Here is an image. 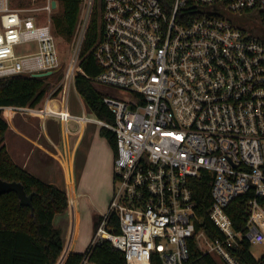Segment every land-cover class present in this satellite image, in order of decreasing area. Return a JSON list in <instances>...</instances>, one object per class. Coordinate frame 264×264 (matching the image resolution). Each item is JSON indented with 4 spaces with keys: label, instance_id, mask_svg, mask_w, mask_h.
<instances>
[{
    "label": "built area",
    "instance_id": "1",
    "mask_svg": "<svg viewBox=\"0 0 264 264\" xmlns=\"http://www.w3.org/2000/svg\"><path fill=\"white\" fill-rule=\"evenodd\" d=\"M93 2H81L59 81L37 105L0 106L2 116L53 120L68 135L79 122L114 133L113 192L90 244L109 240L125 264H190L191 246L245 264L231 248L264 244V0H101L100 71L88 78L124 93L101 94L111 123L70 104ZM51 3L0 0V79L61 66ZM25 42L36 49L16 54ZM200 177L210 181L206 214L218 236L200 226L191 185ZM238 199L246 216L235 228Z\"/></svg>",
    "mask_w": 264,
    "mask_h": 264
},
{
    "label": "trees",
    "instance_id": "2",
    "mask_svg": "<svg viewBox=\"0 0 264 264\" xmlns=\"http://www.w3.org/2000/svg\"><path fill=\"white\" fill-rule=\"evenodd\" d=\"M56 1L58 8L51 16L52 31L62 60L60 49H67V52L69 50L81 13L82 0ZM102 30L101 5L98 6L94 0L79 54L78 63L84 74L79 72L76 74L75 88L90 113L111 123L113 122L111 112L103 103L101 93L88 78L96 76L100 71L93 51L101 39ZM54 73L43 77L13 75L1 78L0 106L37 105L51 87L48 79L53 78ZM62 75L63 71H58L55 80L58 81ZM7 130L8 123L0 109V179L20 182L27 194L32 193L33 213L29 206L20 204L15 192L0 194V264H62L66 251L61 253L63 237L61 229L54 225L53 220L56 214L63 213L68 206L66 192L15 163L4 142ZM99 133L115 151L114 133L105 127H100ZM191 182L196 210L203 216V224L200 226L207 228L209 235L218 236L219 233L213 229L206 214L211 204L210 181L206 177H200ZM230 208L232 210L229 209V214L233 224L235 228H240L246 216L245 201L238 199ZM97 219L98 215L94 221L93 235L98 224ZM111 223L117 225V219L113 217ZM250 247L249 242L242 241L238 248H231V252L239 261L254 264ZM89 248L91 250L88 260L93 264H125L123 252L107 239H100L95 244L89 243L83 252H71L65 264H80ZM189 260L190 264H223L218 258L200 252L195 246H191Z\"/></svg>",
    "mask_w": 264,
    "mask_h": 264
},
{
    "label": "crops",
    "instance_id": "3",
    "mask_svg": "<svg viewBox=\"0 0 264 264\" xmlns=\"http://www.w3.org/2000/svg\"><path fill=\"white\" fill-rule=\"evenodd\" d=\"M75 95L77 98L78 94ZM40 123L43 127L41 130L38 128L39 133L37 131L35 134H29L25 130L21 132L22 139L13 149L17 159L12 156L7 145L6 148L16 164L29 170L41 180L53 183L65 190L68 206L63 213L56 214L53 220L54 225L61 229L62 237L64 236L61 253L67 248L66 244L68 246L62 263L65 264L71 252H83L90 243L88 237L80 238L79 236V221L83 210L86 209L87 199L94 213L103 212L93 202L87 190L86 181L97 179L98 175L102 177L108 175L105 179L109 180L113 171L115 152L106 138L100 135V127L96 124V126L87 124L80 127L76 134L68 135L62 131L56 121L41 120ZM78 159L79 167H77ZM58 172L60 175L56 176ZM76 172H78L77 177ZM72 213L76 217L73 225L71 223ZM71 227L73 229L70 235Z\"/></svg>",
    "mask_w": 264,
    "mask_h": 264
},
{
    "label": "rangeland",
    "instance_id": "4",
    "mask_svg": "<svg viewBox=\"0 0 264 264\" xmlns=\"http://www.w3.org/2000/svg\"><path fill=\"white\" fill-rule=\"evenodd\" d=\"M30 0H11V4H16V2L18 3H22L24 2V4H26V2H29ZM44 0H35V2L37 3H41ZM98 6L101 5V0H96ZM36 49V45L35 43H31V42H25V43H21L15 46V52L16 54H22V53H26V52H31L34 51ZM61 50V66L58 68V71H63V69L65 68V65H67L68 62V52L67 49H60ZM69 51V50H68ZM55 71V73L52 75L53 78H49L48 80L51 82V87L48 89L50 90L54 84H56L58 81L55 80V77L57 75V72ZM94 87L102 94V95H107V94H113V95H123L124 93L122 91H113L109 88H107L106 86L96 83L94 84ZM76 95L72 92L70 94V104L72 107V110L74 111V113H78L81 111V107L79 102L82 101V107L85 111V113H90L89 110L87 109V105L84 102L83 98L81 97L76 98ZM3 118L4 120L8 123V130L5 133V143L9 149V151H11L12 156L17 159L16 157V152L13 151L14 146H18V141L22 139V135L21 132H24L23 130H25V132H28L29 134H35L37 133V131L40 129H42V124L40 123V119L38 117L35 116H30L26 113L21 114L19 112H16L14 114L11 115H5L3 113ZM91 125H95L92 122L89 123ZM80 127H82L81 122H79ZM96 126V125H95ZM94 126V127H95ZM39 128V129H38ZM39 133V131H38ZM42 138V137H41ZM17 148V147H16ZM17 150V149H16ZM34 158H32L33 160ZM33 162H35V160H33ZM80 166V162L78 159L77 162V167ZM44 173L46 172L45 170L43 171ZM61 174L63 175V173L61 172ZM60 173L58 172L56 174V176H59ZM78 176V172H76V177ZM105 177H108V175L104 176H97V179H89L86 181V185H87V190L89 192V194L91 195V198L93 199V202L97 204V206L103 211L106 212L107 208H108V204H109V197L111 196L112 192H113V186H114V182H113V171L111 172V176L109 180H106ZM56 178V177H55ZM79 182V180H77ZM86 209L83 210L81 217H80V227H79V236L80 238H89V241L91 242V239L93 237V225H94V221L97 218V213H94V211L92 210V207L90 205V202L86 201L85 204ZM76 221V217L74 216V214H71V223L72 225L74 224V222ZM72 227L70 228V232L69 234L71 235L72 233ZM64 238V236H63ZM66 247L68 248L67 244ZM65 248V250L67 249ZM250 252L253 255L254 258H258L260 256H262L264 254V244H260V243H253L250 247ZM87 264H93L91 262L87 263Z\"/></svg>",
    "mask_w": 264,
    "mask_h": 264
},
{
    "label": "water",
    "instance_id": "5",
    "mask_svg": "<svg viewBox=\"0 0 264 264\" xmlns=\"http://www.w3.org/2000/svg\"><path fill=\"white\" fill-rule=\"evenodd\" d=\"M52 7L56 8L57 1L52 0ZM52 74L51 70L45 71V72H38L33 73V77H43ZM9 191H13L17 194L19 202L21 205L29 206L31 208V213H33V207H32V193L27 194L26 191L23 188V185L20 182L17 181H6L3 179H0V194L6 193Z\"/></svg>",
    "mask_w": 264,
    "mask_h": 264
}]
</instances>
